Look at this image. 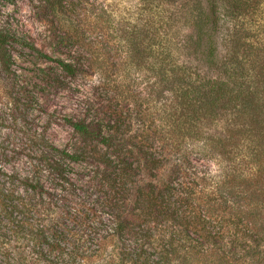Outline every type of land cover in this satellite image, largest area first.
<instances>
[{"label":"trees","instance_id":"1","mask_svg":"<svg viewBox=\"0 0 264 264\" xmlns=\"http://www.w3.org/2000/svg\"><path fill=\"white\" fill-rule=\"evenodd\" d=\"M152 1L158 25L114 54L96 17L95 40L76 26L79 57L58 59L86 108L72 124L111 170L114 226L89 221L86 239L115 246L65 252L61 220L49 233L43 203L0 181L1 264H264V0Z\"/></svg>","mask_w":264,"mask_h":264},{"label":"rangeland","instance_id":"2","mask_svg":"<svg viewBox=\"0 0 264 264\" xmlns=\"http://www.w3.org/2000/svg\"><path fill=\"white\" fill-rule=\"evenodd\" d=\"M70 1L74 4L53 11L44 0H0V32L7 39L10 61L9 66L0 65V181L33 203H43L45 210L39 214L48 232L57 226L67 234L61 244L65 252L74 245L90 252L100 245L111 250L116 242L109 241L105 232L97 239H86L94 238L88 231L90 222L104 229L114 226L106 204L110 169L101 156L106 150L75 130L72 123L85 116L86 108L77 81L62 76L58 59L79 57L76 26L87 42L95 40L96 17L114 54L117 43L126 45L148 20L158 25L157 2ZM63 10L65 14L58 13ZM61 31L69 32L64 41ZM34 186L40 194L31 193ZM50 219L61 224L54 226ZM46 251L57 255L49 248Z\"/></svg>","mask_w":264,"mask_h":264}]
</instances>
